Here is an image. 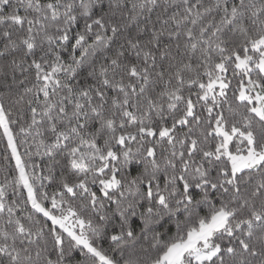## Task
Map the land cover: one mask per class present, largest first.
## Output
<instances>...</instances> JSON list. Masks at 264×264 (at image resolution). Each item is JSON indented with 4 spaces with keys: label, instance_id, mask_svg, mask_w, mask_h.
I'll return each mask as SVG.
<instances>
[{
    "label": "snow or ice",
    "instance_id": "1",
    "mask_svg": "<svg viewBox=\"0 0 264 264\" xmlns=\"http://www.w3.org/2000/svg\"><path fill=\"white\" fill-rule=\"evenodd\" d=\"M0 264H264V0H0Z\"/></svg>",
    "mask_w": 264,
    "mask_h": 264
}]
</instances>
